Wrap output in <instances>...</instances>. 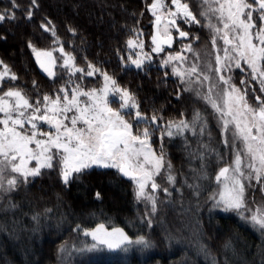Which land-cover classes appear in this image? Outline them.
I'll return each instance as SVG.
<instances>
[{
    "label": "trees",
    "instance_id": "obj_1",
    "mask_svg": "<svg viewBox=\"0 0 264 264\" xmlns=\"http://www.w3.org/2000/svg\"><path fill=\"white\" fill-rule=\"evenodd\" d=\"M149 1L36 0L28 20L30 0H16V19L0 22V59L18 77L15 85L32 98L37 93L33 81L41 96L53 94L57 86L40 71L29 47L51 45L53 36L40 27L50 21L76 62H90L110 74L135 94L141 112L161 115L166 122L191 121L199 111L206 122L203 136L197 122V135L185 130L161 140L175 183L164 178L168 192L160 191L151 215L136 200L127 177L109 168L86 169L67 186L53 169L21 184L0 202V264H264V231L236 212L214 207L210 199L218 188L215 176L229 158L212 109L182 91L166 70L123 65L131 29L148 21ZM10 7V0H0V11ZM99 223L123 228L133 239L143 235L150 247L78 253L93 241L78 233L77 225L92 229Z\"/></svg>",
    "mask_w": 264,
    "mask_h": 264
},
{
    "label": "snow or ice",
    "instance_id": "obj_2",
    "mask_svg": "<svg viewBox=\"0 0 264 264\" xmlns=\"http://www.w3.org/2000/svg\"><path fill=\"white\" fill-rule=\"evenodd\" d=\"M10 5V8L0 11V22L16 19L15 10L20 6L16 0H10ZM172 6H175L174 10ZM35 7H38L36 0H30L26 14L28 20H32L31 9ZM200 7L203 10L199 15L208 20L203 26L210 30L213 46L218 39L226 46L222 49L223 57L219 54L215 56V72L219 73L223 67L231 69L230 61L233 60L235 67L241 69L243 61L249 69V79L258 82L259 91L264 93V0H201ZM148 10L155 17L150 51H144L145 43L140 39L142 31L131 29L136 38L126 42L127 48L131 50L128 61L137 69H142L153 54L163 53L165 45L172 46V30L178 33L180 39L189 37L188 32L180 29L178 20L185 24L201 23L183 0H170V4L166 0H152ZM212 17L216 18L217 23H212ZM50 23H42L40 27L55 36L54 28L48 27ZM69 31L74 32V29ZM229 45L231 50L227 47ZM29 47L39 67L49 77L57 75L53 71L57 65L53 51H59L62 54V67L69 73L68 83L72 82L71 76L75 73L83 74L80 79L99 73L103 84L89 90H83L80 84L72 88L61 87L53 97L48 94L41 96L33 81V87L37 89L35 100L21 89L3 91L0 87V198L15 191L21 184L28 183L30 178L42 175L45 169L58 170L61 181L67 186L74 179V174L78 176L84 170L97 166L116 169L118 175L122 174L134 181L137 200L150 201L154 212L156 197L153 193L160 188L155 178L162 174L163 169L170 170L171 164L165 161L163 144L159 154L153 149L152 137L159 131V139L162 140L164 135L171 138L183 134L185 130L195 136L197 122L199 135L203 136L206 122L201 113L194 111L191 121L169 120L161 130L158 121L163 116L153 114L149 118L143 114L135 94L121 88L106 72L91 63L86 72L74 67L75 57L65 53L63 46L45 50L29 43ZM185 51H193L191 43L183 45L180 52L169 53L162 64L167 66L174 61L184 63L187 60L183 55ZM133 56L136 58L133 59ZM0 65H3V61H0ZM9 72L8 66L4 65V70L0 71V85L6 80L18 79L15 74L9 75ZM172 75L179 77L182 82L196 75V82L201 85L203 81L211 79L196 63L185 70L173 66ZM218 79L227 87H221L215 98L211 93L217 87L216 84L209 87L208 94L201 96L200 92L196 93L219 113L223 137L221 143L232 149L231 164L220 168L215 176L220 190L210 199L214 200V207L222 206L225 212H236L264 231V205L253 211L247 200V188L252 186V181L260 184L264 192V99L255 96L257 103L253 105L248 101L247 87L242 91L231 82L230 76L225 78L221 75ZM247 83L246 80L240 81L241 85ZM251 91L254 93L256 90ZM113 101L119 103L118 108L111 106ZM134 124L148 126L134 131ZM203 147L207 148V145ZM200 178L206 179L207 176L202 175ZM166 179L169 183H175L170 171ZM163 191L168 192V189L164 188ZM96 197L99 199L100 193H96ZM245 212L251 214L245 216ZM76 231L82 232L85 237L90 236L93 241L90 245L85 244L76 249L80 254L105 250L127 252L132 245L150 247L145 236L133 239L123 228L109 229L104 223L92 229H81L77 225Z\"/></svg>",
    "mask_w": 264,
    "mask_h": 264
},
{
    "label": "rangeland",
    "instance_id": "obj_3",
    "mask_svg": "<svg viewBox=\"0 0 264 264\" xmlns=\"http://www.w3.org/2000/svg\"><path fill=\"white\" fill-rule=\"evenodd\" d=\"M166 2L170 3V0H166ZM183 2H186V3L189 4V6H190L191 10L193 11V13L195 15H197V19L201 20V23L200 24H185V23H182L183 26L180 27V29L183 30V31L188 32L189 33V37L186 38V39H180L178 37V35H177L178 33L176 31H174V40H173L172 46L171 47H168V46L165 47L164 46L165 47V51L163 53L153 54L152 59L149 60V61H146L144 66H143V68H146V67L148 68V67H151V66H157L160 69L168 71L169 74L172 77L177 79V81L179 82V84L181 86V90L182 91L186 92L190 97L199 99V100H201L204 103H206V102L200 96H197L196 93L200 92L201 96H203L205 94H208L209 87H211L213 84H216L217 87L213 88L212 89V93H211V95H213V97L215 98L216 93L218 91H220L221 87H224V88L227 87V85H222V83L219 82L218 78L221 75L224 76L225 78H227L229 76L232 77V81L231 82L234 83L242 91L244 90L245 87H247L249 89V93H248V101H249V103L255 105L257 103L256 100H255V96H257V95L261 96V98L264 99V93H261L259 91V88H260L259 83L249 79V77L247 75L249 69H248L247 65L243 63V61H241V69H237L235 67V60H233V61H230L231 65H232L231 69H229L228 67H223L222 70L219 73L215 72V68L217 67V65L215 63V56L217 54H219L221 57H223L222 49L224 47H226V46L223 44V41L219 40V39L217 40V44L215 45V47L213 46V44H212V34H211L210 30L207 27L203 26V25L208 23V20L206 18H204V17H201L199 15V12L203 10L200 7L201 0H183ZM151 3H152V0H150L148 5H147V11L149 12V14L151 16L150 22H148V21H147L148 23L145 22V27L141 26L138 29V31H142L143 32V35L140 37V39L143 40L144 43H145V48H144L145 52L150 51L151 35H152L151 34L152 33V28H151L152 24L151 23L155 19V17L152 15L151 11L148 10V6L151 5ZM213 7H215V5H213ZM172 8L174 10L175 6L172 7ZM177 22H179V20ZM212 23H217L215 17H212ZM49 28L51 29L53 27L50 26ZM49 32L53 36L52 32L51 31H49ZM196 37H198L199 39H196ZM130 38L135 39L136 37L133 34L128 39H130ZM53 41H57V42L53 43ZM188 43H191L193 51L192 52L185 51L183 53V55L187 57V60L184 63H180L178 61H174L173 64H170V65H167V66H164L162 64V61L167 58L169 53L175 54L177 52H180L182 46L185 45V44H188ZM61 46H63L65 53H69V54H71L74 57V54L69 49L64 47L63 42L56 35L53 36V40H52L51 45L49 47H46V48H39V47H36V46H34V47H36L37 49L53 50V49H59ZM227 47H229V49L231 50V46L230 45L227 46ZM30 50H31V52L33 54V57H34L35 62H36V65L38 66L40 71L44 75H46L51 81H54V82L57 83L56 90L54 91V93L53 94H48L50 96L54 97V94L56 93V91L59 88H61V87L72 88V87H75L76 84H80V86L82 87L83 90H89V89H92V88H99L103 84V78H102V76L99 73H96L92 77L85 76L83 79H80V76L83 75L82 73H75L74 75L71 76V81L72 82L68 83V81H69V73L62 67L63 60L60 59L62 54L59 51H53V55L57 58V65L53 68V71L57 75L55 77H49L39 67V65H38V63L36 61L35 54L33 53L31 47H30ZM130 54H131V50L128 49L127 45H126L125 60H123V65L126 66V67H134V68H136L134 65H132L130 63V61H128V57H129ZM233 55H235V54L233 53ZM132 58L135 59L136 57L133 56ZM0 61H2V60L0 59ZM89 63L90 62H86L84 64H78L76 62V59H75L74 60V67L82 68L86 72L88 70L87 66H88ZM193 63L198 64L200 69L203 72H205L206 74H208L211 77V79L209 81H203V84L201 85L198 82H196V75H193L190 78H186L185 82H182L179 77H177L175 75H172L173 66L178 67L181 70H185V69L189 68ZM4 65H7V64H5L3 62V65H0V71L4 70ZM92 65H94V64H92ZM95 67L101 69L100 67H97V66H95ZM210 68H211V71L209 70ZM8 69L10 70L9 75L15 74L11 70V68L9 66H8ZM102 71L106 72L104 70H102ZM108 75H110V74H108ZM201 79H202V77H201ZM241 80H246V81H248V83L246 85H241L240 84ZM16 82H17V80L16 81L6 80L2 85H0V87H2L3 91H7L9 88L21 89L20 87L15 85ZM121 88H123V87H121ZM185 89H190V90L186 91ZM251 89H255L256 91L253 93L251 91ZM21 90H23V89H21ZM32 99L35 100V98H32ZM110 100H112V97H110ZM207 105L211 108V106L209 104H207ZM111 106L113 108H118L119 107V103L113 101L111 103ZM212 111H213V113L215 115V119H216L217 125L219 127L220 132H221V124L219 122V113L215 112L213 109H212ZM143 114H145L146 116H148L150 118L155 113H149V114L143 113ZM158 116H161V115H158ZM125 118L129 119L131 121L130 117L126 116ZM181 119H184V117L180 118L179 120H181ZM175 121H177V120H175ZM166 122L163 119L158 121L161 130L164 129V127L166 125ZM146 126H148V125H145V124L135 125L134 124V131H136L137 128L142 129L143 127H146ZM173 131H175V130H173ZM159 137H160V132L159 131H157L155 136L152 137V147H153V149L157 150V154H159V149H160L161 144H162L161 139H159ZM222 139H223V137H222ZM155 143H156V145H155ZM227 149H228L229 158H228V162L226 163L225 166H228L229 164H231V161H232V149L231 148H227ZM163 150H164V153H165V157H164L165 161L168 162L169 158H168V154H167L166 148L164 146H163ZM225 166H223V167H225ZM93 167L102 168V167H97V166H93ZM45 170H43V172L44 171L48 172L51 169H45ZM113 170L117 173L116 169H113ZM55 171L57 173L56 175L61 180L60 176L58 175V170H55ZM168 173H169V171H167V169L165 168V169L162 170V174L155 178L156 179V183L160 185V188L155 190V192L153 193L155 195V197H156L155 211L157 210V204H158L157 201H158V199L160 197V191H162V189L165 188V186H164V184H165L164 183L165 182L164 178H166L165 175H167ZM121 176H123V175L121 174ZM34 178L35 177L30 178L29 182H31ZM127 179L130 181V183L132 185V188L134 189V195H135V198H136V185H135L134 181H132L129 177H127ZM219 190H220V187L217 188L215 193H217ZM5 196H3V198ZM3 198H0V202L2 201ZM216 198L218 199V196ZM136 200H137V198H136ZM247 200L249 202V207L253 211H255L257 208H260L262 205H264V192L261 191V185L260 184H257L255 181H252V186L247 188ZM137 201H140V203L148 206V209H149L148 213L150 215L155 212V211L154 212L152 211L153 205H152V203L150 201L146 202L143 199L137 200ZM220 208L222 209V206H220ZM245 213L247 215L251 214L250 212H245Z\"/></svg>",
    "mask_w": 264,
    "mask_h": 264
},
{
    "label": "flooded vegetation",
    "instance_id": "obj_4",
    "mask_svg": "<svg viewBox=\"0 0 264 264\" xmlns=\"http://www.w3.org/2000/svg\"><path fill=\"white\" fill-rule=\"evenodd\" d=\"M169 4H170V3H169ZM172 7H174V6H172ZM148 13H149V12H148ZM149 16H150V14H149ZM149 16H148V17H149ZM150 19H151V16L148 18V22H150ZM148 22H147V23H148ZM151 24H152V26H153V22H152ZM178 24H179V27H182V26H183V24H182L180 21L178 22ZM152 26H151V28H152ZM174 31H175V30H172V36H173V38H174ZM151 34H152V33H151ZM177 35H178V34H177Z\"/></svg>",
    "mask_w": 264,
    "mask_h": 264
},
{
    "label": "water",
    "instance_id": "obj_5",
    "mask_svg": "<svg viewBox=\"0 0 264 264\" xmlns=\"http://www.w3.org/2000/svg\"><path fill=\"white\" fill-rule=\"evenodd\" d=\"M155 20V19H154ZM154 20H153V23H154ZM154 31H155V29H154V27L152 26V34L154 33ZM165 47H166V45H165Z\"/></svg>",
    "mask_w": 264,
    "mask_h": 264
},
{
    "label": "bare ground",
    "instance_id": "obj_6",
    "mask_svg": "<svg viewBox=\"0 0 264 264\" xmlns=\"http://www.w3.org/2000/svg\"><path fill=\"white\" fill-rule=\"evenodd\" d=\"M113 170V169H112ZM44 181V180H43Z\"/></svg>",
    "mask_w": 264,
    "mask_h": 264
}]
</instances>
